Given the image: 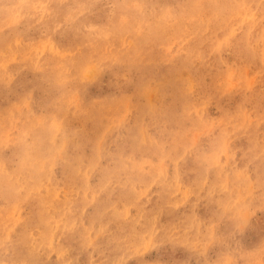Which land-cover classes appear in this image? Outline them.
I'll list each match as a JSON object with an SVG mask.
<instances>
[{"label":"rangeland","instance_id":"374dc122","mask_svg":"<svg viewBox=\"0 0 264 264\" xmlns=\"http://www.w3.org/2000/svg\"><path fill=\"white\" fill-rule=\"evenodd\" d=\"M94 1L105 12L101 17L91 6L95 25L111 19L117 5L132 8L134 15L140 12L135 3L123 0H79L78 8ZM143 1L152 3L146 12L153 14L178 8L186 0ZM70 9L62 28L52 30L34 11L26 23L12 19L3 31L29 42L30 50L47 38L54 40L61 47L58 61L70 58L75 63L83 60L86 49L74 43L70 23L77 8ZM258 10L252 12L257 21ZM15 13L18 18L21 9ZM252 25L257 32L260 27ZM229 34H218L216 44L207 43L217 45L220 54L204 60L196 56L192 72H183L180 91L174 95L172 86L167 83L163 88L159 78L146 80L144 89L138 90L143 82L139 63L129 68L120 61L114 64L113 59H94L82 64L76 80L73 69L63 70L64 89L69 93L60 99L62 104L59 101V115L49 106L59 94L42 75L49 54L41 57L40 50L33 49L32 54L40 57L36 66L21 53L15 54L16 60L8 65L11 74L0 84V175L11 173L21 160L20 135L26 140L25 151L33 154L25 127L30 121L41 125L46 118L53 123L58 148L46 153L49 159L37 162L53 171V179L42 184L39 194H28L20 186L19 196L25 197L12 204L0 195V264H264V54L260 57L264 34L260 46L252 39L248 45L252 56L244 57L245 47L238 42L241 31ZM129 35L124 42L131 51L136 43ZM167 44L164 59L149 67L152 75H160V70L181 59L190 42L173 39ZM204 66L210 76L204 75ZM198 78L210 81L212 87L202 86ZM97 105L100 117L95 122L91 110ZM142 110L154 113L150 117L145 113L141 120ZM172 112L177 116L173 122L168 119ZM138 120L142 125L137 126ZM136 133L138 144L130 153L127 139ZM121 149L123 160L117 157ZM76 155L83 156L79 169L66 174L64 165ZM49 196L54 206L49 201L44 206L51 218L48 224H39L32 218V204ZM102 209L108 210L101 214Z\"/></svg>","mask_w":264,"mask_h":264},{"label":"bare ground","instance_id":"6f19581e","mask_svg":"<svg viewBox=\"0 0 264 264\" xmlns=\"http://www.w3.org/2000/svg\"><path fill=\"white\" fill-rule=\"evenodd\" d=\"M123 1H124V4L131 3V2L135 3L137 5V7L139 8L140 12L138 14L134 15L132 12V8L130 11L127 6L117 5L115 7V10H114V16L111 19L104 20L101 22V24L95 25L94 21L92 20V11L90 10L91 6L93 7L92 9H94L93 11L98 12L101 17H104V13H105L102 6L97 1H94L91 5L87 6L86 8H83V6L78 8L79 0H0V84H1V82L4 83L5 77L6 76L8 77L11 74L8 65L12 64L13 61L16 60L14 58L15 54L21 53L23 55L22 58L25 61H28L33 66H36L37 65L36 62H38L40 57H39V55L32 54V52H33L32 50L33 49L34 50L39 49L41 57L46 52L49 54L48 59L46 58V62L44 65L45 68H43V70H42V75L48 82H50V84H49L50 89H55L57 91V93L59 94L58 97H56L55 99H53L52 101L49 102V106L52 107V111L55 112L56 115H59L60 112L62 111V106L59 105V101H60V104H62L60 99L69 93L68 91H66L64 89L65 83H63V81H62L61 72L63 70L73 69L72 73H71L72 78L74 80H76L75 77L77 75H80V73H82V72H79L80 69L83 67L82 64H84L86 62L88 63L89 61L94 60V59H96L98 62H103L106 60L113 59V60H115L114 64L117 61H120V62L127 64L129 68H132V67L136 66L137 63H139L138 65L140 67L138 68V71H140V75L143 79V82L140 86L137 87L138 90H140L143 87L146 80H149L151 78H159L163 88L166 87L167 83H169V85L172 86L169 88L173 90V95H174L175 90L180 91L181 76H183V72H185V71H187L189 73L192 72V68H193L192 61L196 56H200L204 60L205 57H207V55L217 57V54L218 53L220 54V52H217V49H218L217 45L216 46L211 45L210 47L207 45V43L210 40L212 41V43L216 44L218 42V40H220V37H221V36L219 37L218 34H221V35L224 34V37H225L227 33L233 34L236 30L241 31V35L239 37L240 39H238V42H239V44L242 43L243 46L245 47L244 52L242 53L243 57L244 56H252V52L250 51V49L248 47L249 43L253 42L252 39H254V42L258 46H260V41H261L260 38L264 34V0H186L178 8H173V9H169V8L162 9L161 8L162 9L161 11H159L158 13H153V14L146 12V10H148L149 8L152 7L151 2H146L143 0H123ZM90 2L88 4H90ZM70 8H77V12H76L75 16L73 17V19L71 20V23H70L72 28L75 30L74 43H76V45L78 47L82 48L83 50L86 49L83 60L77 61L75 63L71 62L70 58H64L65 62H63V63L58 61L59 57H57V55H58V52H59L61 47L57 46V44L54 40H50L47 38L41 42V44L39 45L38 48H33V49L31 48V50H30L31 45L29 42L23 43V42H21V40L16 39V37L11 36L9 34H5L3 31V26L5 24H7V22L11 21L12 19L15 22H25L26 23V21H28L29 14L31 12L33 14L34 11H35L37 17L39 16L38 19L45 21V23L48 24V26L52 30L57 28V27L62 28L63 26H62L61 22L63 21L64 18L67 17V14L70 13V11H71ZM253 8H255V9L259 8L258 11L261 12V17L258 21L255 18H253L254 15L252 14V12L255 11V9L252 11ZM17 9H21V12H22V14L18 18L16 17L17 15L15 13V10H17ZM34 16H35V14H33V17ZM255 16H257V15H255ZM15 17H16V19H15ZM121 18L125 21H122ZM246 22H248V23H246ZM255 23L258 25L257 27H260V28H258L257 32H255L253 30V28H255V27L252 24H255ZM102 24H103V26H101ZM90 32H92V34ZM128 33L130 34L129 36H130L131 40L135 41V43H136V47L134 49H132L131 51L128 49V46L126 47V43L124 42V36ZM173 39L179 40V41H183V40L187 41L188 40L190 42L188 49L182 55L181 59L177 60L176 62H172L170 67L167 70H165V71L160 70V75H152L149 67L151 65L157 66L160 64V61H162L164 59V55H166L165 45ZM129 43H130V40H129ZM127 44H128V41H127ZM251 45H252V43H251ZM262 46H264V45L262 44ZM65 49H69V46L62 47V50H65ZM82 49H80V50L82 51ZM61 52H60V54H61ZM68 53H70V52H68ZM74 53H70V54L74 55ZM60 54H59V56H60ZM263 54H264V50L262 51V49H261V55L262 56L260 55V57H263ZM166 59H168V58L166 57ZM260 62H261V60H260ZM216 63H218V61H216ZM46 66H48L49 69H47ZM199 71L202 72V70L200 68H199ZM206 74H208L210 76L208 69L204 66V75H206ZM198 79L200 80L202 86H204V87L207 86L208 89H210L209 87H212V84L210 83V81L205 82V79L204 80L201 78H198ZM208 80H209V78H208ZM145 87H146V84H145ZM214 87H216V86H214ZM185 88H186V86H185ZM143 89H144V87H143ZM143 89L141 90L142 92H143ZM166 89H167V87H166ZM147 90H149V89H147ZM150 90H151V88H150ZM162 92H163V90H162ZM148 93L150 94V92H148ZM152 93H153V91H152ZM144 94L142 93V95H144ZM123 96L125 97V95H122L119 98H123ZM127 98H129V97H127ZM148 99H151V98H148ZM185 100H186V102L188 101V99H185ZM148 102H151V101L148 100ZM120 103L123 104L122 102H120ZM166 105L167 104H165V106ZM183 106H185V105H183ZM150 108H151V103H150ZM187 110H189V109H187ZM183 111H185L184 108H183ZM1 112H3V111H1V108H0V113ZM91 112H94L93 119L95 120V122L99 121L100 109L98 108V105L93 106ZM151 112H153V111L152 110H145V111L142 110V116L140 119L142 120L143 118H145V113L148 117L152 116L153 114L150 115ZM181 114H183V113H181ZM184 114H186V113L184 112ZM241 114L243 115V113H241ZM166 116L167 115H165L164 118ZM176 118H177V116L175 115L174 112H172V114L168 116V119L172 122ZM139 120H138L137 126L140 124L142 125V123L139 122ZM227 120H226V122H227ZM28 123L29 124H26V126H25L31 134V140L28 143V147L31 149V152H33V154L30 155L29 152L25 151L26 140L24 139L23 134L20 135V140H18V141L20 142L21 147H23V149H24L23 150L22 148H20L18 150V153L22 154L21 160L16 163L17 165H15V168L12 169L11 173H8L7 175L2 173L0 175V195L5 197L6 200L8 202H10V204H12V201H16V200L20 199V197L22 199L25 197V196H19L20 186H23L25 192L28 194L29 193L39 194V192L41 191L42 184L44 182H50L53 179L52 168H50L49 166H45V167L39 166L37 163V162H39V160L49 159L50 157L46 156V153L52 152L58 148V144L56 143V140H55V137L53 134V129H54V127L52 126L53 123L50 121V123H52V124H49L48 120H46V118L42 121L41 125L36 123L35 121L34 122L30 121ZM235 123H236V121L234 122V124ZM137 126L135 128H137ZM237 129H238V126H237ZM140 131H138V132H140ZM181 132H183V131H181ZM231 132H232V130H231ZM175 133L177 134V132H175ZM225 133L227 134V132H225ZM230 133H228V134H230ZM139 135L140 134L136 133L135 137H132L131 139H129V138L127 139V145L129 147L130 153L134 152V147L137 146V144H138ZM181 135H182V133H181ZM220 135L225 136V134L223 135L222 132ZM172 138H175V137H172ZM226 139L227 138L225 137V140ZM230 142H231V140H230ZM220 146H222V143ZM92 147H94V146L92 145ZM217 147H218V145H217ZM97 153H99V152L97 151ZM163 153L164 152H162V154ZM15 154L17 155L16 152H14V155ZM117 157L121 160H123L125 158V154H124L123 149H121L119 151V153L117 154ZM199 157L201 158V156H198V158ZM82 158H83V156H79V155H76L75 158L74 157L71 158L69 161H67L69 164L66 163L64 165L65 169L63 171L67 174V172H71L73 169V171L76 173V169H79L78 167L80 165L78 162ZM0 160H1V157H0ZM128 161H129V158H128ZM206 161H204V163ZM92 162H95V159ZM208 163L209 162H207V164ZM124 166L122 168L125 169ZM135 166H137V165L135 164ZM205 166H206V164H205ZM207 166H209V165H207ZM130 168H132V167H130ZM135 169H137V168L135 167ZM130 171H132V170L130 169ZM138 172H140V170ZM135 174H136V172H135ZM111 175H112V173H111ZM128 177L126 180L129 181ZM156 178L158 179V177H156ZM141 181H142V183L144 182L143 180H141ZM127 182L125 181L124 183H127ZM162 182H160V184ZM170 182H172V181H170ZM165 183H167L166 185H169L168 182L165 181ZM263 184H264V182H263ZM133 186H135V184L132 185V188H133ZM123 187H125V186H122V188ZM105 188H106V185H105ZM132 188H130V189L132 190ZM167 188H169V187H167ZM173 188H175V186ZM137 190H139V189H137ZM126 191L129 192L130 190L129 191L126 190ZM174 191H175V189H174ZM50 195H53V193ZM133 195L138 197L137 192H136V194H132V196ZM135 200H136V198H135ZM48 201L51 202V204H52L53 203V196L46 197L44 200H42L40 197H38V202H36V204H32L33 206L31 209H32L33 215H34V216H32V218H34L36 220V222L39 224L47 223V221H49V219L51 218L47 212L48 210H46V206H44V204H46ZM80 201H82V200H80ZM133 201H134V199H133ZM28 202L32 203V201H28ZM114 203H116V202H114ZM114 203H113V207L115 205ZM132 204H133V202H132ZM52 206H54V204H52ZM125 206H127V205H125ZM128 206H130V205L128 204ZM123 208L120 210L125 211L126 209L123 210ZM59 209H58V211H59ZM110 209H112V208H110ZM102 211H103V209L100 211L101 214H102ZM113 212L114 211H112V213ZM116 212H117V210H116ZM64 213H65V211H64ZM113 214H115V212ZM119 214H120V211L118 212V215ZM82 215H83V213H82ZM114 216H116V214ZM52 217H54V216H52ZM62 217H64V215ZM121 217H122V215L120 216V218ZM115 218H117V217H115ZM57 220H58V218H57ZM93 220L94 219H92V221ZM136 221H135V223H136ZM65 222L66 221L64 220V223ZM69 226H70V224L68 225V227ZM72 227H74V225ZM22 237H27V236L23 235V236H21V238ZM39 245L40 244H38V247H39ZM35 246L33 247L34 251L36 248ZM37 249H39V248H36V250ZM31 251H30V253H31ZM38 251L39 250H37V252Z\"/></svg>","mask_w":264,"mask_h":264}]
</instances>
